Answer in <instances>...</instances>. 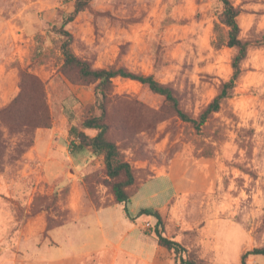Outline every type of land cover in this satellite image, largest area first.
I'll use <instances>...</instances> for the list:
<instances>
[{
    "label": "rangeland",
    "instance_id": "1",
    "mask_svg": "<svg viewBox=\"0 0 264 264\" xmlns=\"http://www.w3.org/2000/svg\"><path fill=\"white\" fill-rule=\"evenodd\" d=\"M231 1L240 12L241 38L251 47L234 97L205 126L183 121L162 96L134 80L114 79L108 101L107 138L136 177L129 189L131 211L160 207L165 235L186 248L184 256L203 264H242L244 253L264 248V0ZM74 2L0 0V112L20 94V71L28 70L44 82L51 117L49 128L11 130L0 123L6 145L0 195L20 200L16 209L0 206V264H37L32 262L36 239L25 242L21 230L42 206H49L39 214L46 212L50 230L71 221L67 204L74 181L86 213L94 206L117 205L103 156L84 148L92 154L78 168L46 182L42 162L32 155L39 130H54L47 142H65L73 152L78 133L98 134L83 128L86 119L100 115L95 86L66 78L64 39L49 31L74 10ZM222 12L219 0H93L66 29L79 58L97 69L152 76L172 87L181 108L198 118L233 74L236 50L217 45ZM37 112L38 105L29 103L24 116L38 120ZM36 195L48 199H38L33 209ZM155 223L153 217L144 223L154 236ZM105 227L110 240L124 230ZM93 243L96 249L104 244L100 231ZM176 257L168 250L159 255L161 264H178ZM246 263L264 264V256H250Z\"/></svg>",
    "mask_w": 264,
    "mask_h": 264
},
{
    "label": "trees",
    "instance_id": "2",
    "mask_svg": "<svg viewBox=\"0 0 264 264\" xmlns=\"http://www.w3.org/2000/svg\"><path fill=\"white\" fill-rule=\"evenodd\" d=\"M92 1L75 0L74 10L64 17L63 22L59 26L52 25L49 29L50 32L64 39L60 50L64 57L63 73L66 78L73 84L95 86L100 115L86 119L83 123V128L95 130L98 134L90 138L83 132L78 133V139L80 141L79 147L91 150L95 156L104 157L106 173L111 180L110 188L114 196V201L117 205L122 206L127 218L135 220L143 215L153 217L156 221L154 232L158 245L166 248L169 252H174L179 259L178 264H203L193 258L184 256L187 252L186 248L174 238H169L165 235L164 221L157 210L145 208L140 210L136 216H133L131 213L133 195L129 189L136 184V177L130 164L121 158L117 145L107 138L110 130L108 123V101L113 89L114 79L134 80L148 87L154 94L162 96L166 103L176 111L183 121L191 123L199 129L205 126L211 117L215 113L220 112L224 104L234 97L235 89L243 76L242 64L248 56L251 43L241 38V28L238 22L240 12L231 0H219L223 5V12L220 17V25L216 27V32L219 37L217 45H226L236 50L232 60L233 74L228 81L220 86L216 97L200 113L198 118H193L181 108L178 93L172 87L159 83L152 76L136 74L125 68L97 69L89 61L79 58L74 53L72 49L74 37L66 29V26L72 23L81 12L85 11ZM221 29H225L226 33L224 34ZM20 76V94L9 107L0 112V123L11 130H22L24 128H32L33 126L49 128L51 117L47 106L44 82L28 70H21ZM29 103H36L38 105L36 117L38 120L31 121L28 117L24 116L25 109ZM5 146L2 140V134L0 133V161ZM30 195V191L27 192L25 199L30 198ZM40 198L45 200L48 199V196L36 195L32 198L31 207H34L36 201ZM17 202L20 203L17 195H13L12 197L0 195L1 208L4 204L12 209H16L15 204ZM47 208L49 206H42L40 209L35 210L32 215L36 216L40 212L47 210ZM61 225L63 224L58 226ZM49 230L50 228L47 227V231ZM250 256H264V248H258L244 253L241 263L247 264L246 260Z\"/></svg>",
    "mask_w": 264,
    "mask_h": 264
},
{
    "label": "crops",
    "instance_id": "3",
    "mask_svg": "<svg viewBox=\"0 0 264 264\" xmlns=\"http://www.w3.org/2000/svg\"><path fill=\"white\" fill-rule=\"evenodd\" d=\"M53 130H39L36 137V146L32 155L42 162V178L46 182L67 176L70 168H78L83 157L88 152L77 145V150H70L69 144L65 142H47ZM92 154V153H90ZM46 186V185H45ZM44 186V188H45ZM71 192L68 198L67 209L71 212V221L52 228L47 231L45 213L38 214L28 220L21 230V239L25 242L34 243L36 239L37 258L32 262L37 264H161L159 258L166 248L159 246L153 234L144 228L146 220L152 219L142 216L133 220L127 218L124 209L119 211L118 205L94 206L88 213L85 212V203L79 193L76 181L71 184ZM43 190V189H42ZM42 193H44L42 191ZM48 193V191H47ZM166 200L162 207H166ZM120 206V205H119ZM160 208V207H158ZM158 208H149L157 210ZM133 216L138 213L131 211ZM105 224L108 229L117 230L123 227L124 230L115 240L109 239V232L105 231ZM101 232L104 241L98 249L94 246L95 233ZM47 232L46 240L37 241V237ZM31 243V244H32ZM35 244V243H34ZM68 250L60 255L52 254L53 248ZM36 256V255H34ZM25 262L27 260H21Z\"/></svg>",
    "mask_w": 264,
    "mask_h": 264
},
{
    "label": "built area",
    "instance_id": "4",
    "mask_svg": "<svg viewBox=\"0 0 264 264\" xmlns=\"http://www.w3.org/2000/svg\"><path fill=\"white\" fill-rule=\"evenodd\" d=\"M150 225H147V227H149Z\"/></svg>",
    "mask_w": 264,
    "mask_h": 264
}]
</instances>
